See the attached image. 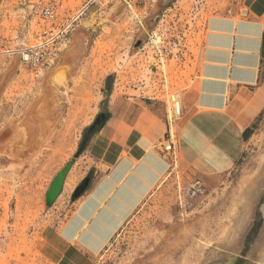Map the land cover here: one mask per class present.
Here are the masks:
<instances>
[{
  "label": "rangeland",
  "instance_id": "obj_1",
  "mask_svg": "<svg viewBox=\"0 0 264 264\" xmlns=\"http://www.w3.org/2000/svg\"><path fill=\"white\" fill-rule=\"evenodd\" d=\"M161 1L0 0V264H55L41 254L37 240L73 209L72 188L87 175L80 159L85 130L104 108L107 78L117 75L123 91L135 85L142 95L167 98L177 91L179 76L194 73L207 18L231 3ZM48 7L57 14L46 13ZM82 36L87 48L73 76L58 67L65 54L80 52ZM40 43L58 48L56 63L42 70L20 57L22 48ZM70 161H77L74 183L48 206V188ZM171 161L90 264H216L246 248L264 194V112L230 171L201 178ZM260 232V241L245 250L249 264H264V228Z\"/></svg>",
  "mask_w": 264,
  "mask_h": 264
},
{
  "label": "crops",
  "instance_id": "obj_2",
  "mask_svg": "<svg viewBox=\"0 0 264 264\" xmlns=\"http://www.w3.org/2000/svg\"><path fill=\"white\" fill-rule=\"evenodd\" d=\"M230 1L201 28L194 73L176 80L180 119L171 121L166 98L142 95L135 85L123 91L114 75L81 146L86 188L76 195L83 180L75 182L70 215L38 237L50 261L90 264L161 182L171 157L201 178L239 163L264 112V0ZM170 142L171 157L164 151ZM73 166L52 205L74 183Z\"/></svg>",
  "mask_w": 264,
  "mask_h": 264
},
{
  "label": "built area",
  "instance_id": "obj_3",
  "mask_svg": "<svg viewBox=\"0 0 264 264\" xmlns=\"http://www.w3.org/2000/svg\"><path fill=\"white\" fill-rule=\"evenodd\" d=\"M45 12L48 13L49 15H53L51 14L50 10H46ZM72 22L64 26V29L60 31L61 34H65L68 32V29L71 27ZM21 56L24 62H26L30 66H34L35 68L42 70L44 68L49 67L57 58L58 48L54 45H48V43L45 44L40 43L25 48L24 50H21ZM166 99L170 107L171 121L180 119L183 113L180 91L177 90V91L169 92ZM164 151L168 154V156L170 157L173 156L174 153L173 142H170L169 144H165Z\"/></svg>",
  "mask_w": 264,
  "mask_h": 264
},
{
  "label": "flooded vegetation",
  "instance_id": "obj_4",
  "mask_svg": "<svg viewBox=\"0 0 264 264\" xmlns=\"http://www.w3.org/2000/svg\"><path fill=\"white\" fill-rule=\"evenodd\" d=\"M187 24H182V27H186ZM185 34L188 30L183 29ZM256 212L254 214L253 223L251 224V229L247 232L246 240L244 238L243 247L240 254L237 253H229L221 258L216 264H249V257L245 250H249V246L253 247L256 243H258L259 237H261L262 228H264V194L262 197L259 198L257 205H256ZM260 243V242H259Z\"/></svg>",
  "mask_w": 264,
  "mask_h": 264
},
{
  "label": "water",
  "instance_id": "obj_5",
  "mask_svg": "<svg viewBox=\"0 0 264 264\" xmlns=\"http://www.w3.org/2000/svg\"><path fill=\"white\" fill-rule=\"evenodd\" d=\"M172 0H162L161 4H166L168 2H170ZM159 17V15L157 16ZM113 76H110L107 78L106 80V90L108 91L111 86H112V82H113ZM74 161H70L68 162L65 167H63L58 173L57 175L54 177V179L52 180L48 191L46 193V203L48 206H51L53 204V202L57 199V197L59 196V194L61 193L62 189H63V185L65 182V179L67 177V174L69 173L71 167L73 166ZM86 181L83 182L81 184V186L78 187V189L76 190L75 194L76 195H80L86 188Z\"/></svg>",
  "mask_w": 264,
  "mask_h": 264
},
{
  "label": "bare ground",
  "instance_id": "obj_6",
  "mask_svg": "<svg viewBox=\"0 0 264 264\" xmlns=\"http://www.w3.org/2000/svg\"><path fill=\"white\" fill-rule=\"evenodd\" d=\"M46 10H50L51 14H57L56 10L54 8H52V7H48V8H46ZM28 47H31V46H28ZM28 47H24L21 50H24L25 48H28ZM86 48H87L86 37L82 36L77 41V49L80 52L77 53V51L76 52L75 51L74 52L70 51L68 54H65L63 60L62 61L60 60L62 65L59 62L60 66L58 68H65V70H68L70 72V74H72L74 76V74H75L74 73V69L76 68L77 64H79L81 62L80 60H81V58L83 56L82 53L86 50ZM21 50H20V57L22 59ZM57 59H58V56H57V58L54 60V62L50 66L54 65L56 63ZM22 61H23V59H22ZM32 67L35 68L34 66H32ZM112 84H113V82H112Z\"/></svg>",
  "mask_w": 264,
  "mask_h": 264
}]
</instances>
